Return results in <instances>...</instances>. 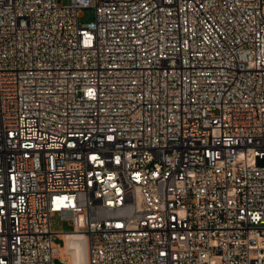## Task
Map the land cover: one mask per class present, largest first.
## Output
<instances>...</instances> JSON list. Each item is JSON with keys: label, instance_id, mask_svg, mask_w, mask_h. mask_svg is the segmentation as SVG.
<instances>
[{"label": "built area", "instance_id": "obj_1", "mask_svg": "<svg viewBox=\"0 0 264 264\" xmlns=\"http://www.w3.org/2000/svg\"><path fill=\"white\" fill-rule=\"evenodd\" d=\"M67 235L264 264V0H0V264H72Z\"/></svg>", "mask_w": 264, "mask_h": 264}, {"label": "rangeland", "instance_id": "obj_2", "mask_svg": "<svg viewBox=\"0 0 264 264\" xmlns=\"http://www.w3.org/2000/svg\"><path fill=\"white\" fill-rule=\"evenodd\" d=\"M64 3H69L70 0H61ZM94 18V10L92 8H84L82 9L81 15L79 16V21L82 23L89 22ZM80 224H82V218L80 217ZM50 227L53 232L60 231H70L72 230L71 221L62 218L61 214L56 212L50 217ZM54 242L61 244L62 240L58 237L54 238ZM54 264H63L59 258L54 259Z\"/></svg>", "mask_w": 264, "mask_h": 264}, {"label": "bare ground", "instance_id": "obj_3", "mask_svg": "<svg viewBox=\"0 0 264 264\" xmlns=\"http://www.w3.org/2000/svg\"><path fill=\"white\" fill-rule=\"evenodd\" d=\"M64 237V245L58 249L59 255L72 264H85L86 247L84 242L71 235Z\"/></svg>", "mask_w": 264, "mask_h": 264}]
</instances>
